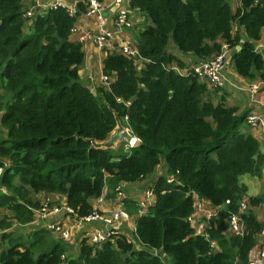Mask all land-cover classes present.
Here are the masks:
<instances>
[{
    "label": "trees",
    "instance_id": "1",
    "mask_svg": "<svg viewBox=\"0 0 264 264\" xmlns=\"http://www.w3.org/2000/svg\"><path fill=\"white\" fill-rule=\"evenodd\" d=\"M70 1L76 15L58 7L28 23L23 0H0V209L13 214L0 220V264H247L262 240L253 208L264 196L247 197L240 178H261L264 155L246 112L171 67H186L177 54L207 61L227 45L235 73L264 82V42L256 48L264 40V0H239L235 10L230 0H130L149 25L135 33L134 58L107 52L105 80L93 90L79 75L81 45L69 40L86 2ZM118 124L137 146L97 148ZM161 165L164 173L149 187L154 202L141 214L124 202L136 216L134 241L115 235L73 248L45 228L26 241L4 232L33 221L38 194L65 198L83 218L105 189L114 198L120 184L148 180ZM201 200L217 208L203 234L188 220ZM243 200L249 208L241 211ZM231 215L241 232L230 230Z\"/></svg>",
    "mask_w": 264,
    "mask_h": 264
},
{
    "label": "built area",
    "instance_id": "2",
    "mask_svg": "<svg viewBox=\"0 0 264 264\" xmlns=\"http://www.w3.org/2000/svg\"><path fill=\"white\" fill-rule=\"evenodd\" d=\"M86 2V12H83L78 17L85 18H94L98 24V35L93 39L95 45L98 48H103L108 46L111 40H116V46L110 44V48L118 51L122 55L128 58H134L136 56L135 49V40L134 39H122L120 38L127 30L132 29L133 27V10L130 9L129 2L130 0H109L108 6L113 7L117 5L118 7L113 11L112 24L115 29V32L105 29V19L103 17V12L105 9L104 3L101 0H80ZM77 1L70 0H32L30 6L24 8L23 18L26 22L30 23L33 19L44 14L49 9L55 8H64L70 15H76ZM112 9V8H111ZM77 17V18H78ZM76 18V20H77ZM76 23V22H75ZM74 28L72 29V33ZM71 33V34H72ZM85 42V38H80L77 41V44H82ZM230 50L227 45H222L220 52L214 56L212 59L207 61H196L193 63H187L186 67L179 69L176 65L172 66L171 69L176 71L179 74H188L191 73L201 80L205 81L209 88L220 89L226 84L224 77V70L230 64ZM103 80L104 77H103ZM245 94H254L257 90V85H251L248 87H238ZM246 123L251 129H256L257 127H262V119L257 114H250L246 117ZM138 141L136 138H133L129 144L124 145L125 150L134 146H137ZM4 168L0 167V180L3 174ZM115 191L117 195L121 193V185H119ZM153 198V201L150 199ZM154 202V197L150 189L146 193V201L142 202L139 206V214ZM264 206V201H263ZM249 208L246 200H243L240 203V210L244 211ZM39 218H57L61 215L69 216L72 219L76 220L78 223H91L96 220L103 221V229L100 227H92L90 232L80 238L75 236V231L73 227H67L61 223H57L55 220L47 222L45 224V229L51 232L54 236L63 239L65 241L71 242L73 239L77 243H80L82 240H86L88 245H100L107 242L111 237L116 235L114 227L117 226V223L120 220H128L129 215L121 208L115 210L109 216H101L93 209L92 213L83 218H77L73 211L67 207L66 202L61 206H50V202L45 200L40 204V208L35 211ZM217 217V208H212L210 204L204 200L195 201L194 203V213L189 217V222L193 226L195 232L203 234L206 228L209 227L210 222H212ZM228 225L231 231L241 232L242 226L236 215H231L228 218ZM262 240L260 241L259 246L252 251L251 259L247 264H264V223L263 229L261 231ZM79 239V240H78ZM263 242V243H262Z\"/></svg>",
    "mask_w": 264,
    "mask_h": 264
},
{
    "label": "crops",
    "instance_id": "3",
    "mask_svg": "<svg viewBox=\"0 0 264 264\" xmlns=\"http://www.w3.org/2000/svg\"><path fill=\"white\" fill-rule=\"evenodd\" d=\"M101 1L104 3L105 6L103 12V17L105 19L104 27L106 30L115 32V29L112 24V19L114 15H113V11L111 10L112 7L108 6L109 0H101ZM231 1H233V3L236 2L235 5L233 4L234 7H237L240 2L239 0H231ZM23 2L25 7H27L31 5L32 0H23ZM132 17H133L132 29L127 30L126 33H124L120 38L122 39L130 38L132 40L134 39L135 33L141 28H143V26L147 25L145 18H143L142 16H139L133 12ZM145 22L146 24H144ZM73 28L74 31L69 37V40L71 42L77 43V41L80 38H85V42L80 44L85 57H84V63L79 71V75L82 81L88 84L89 88L93 90L95 85L102 84L103 82L102 60L106 56L107 52L113 50V48H110V44H113L114 47L116 46V40H111L108 46H104L103 48H98L93 41V39L98 35V24L96 23L95 19L92 17L91 18L78 17ZM234 31H236L235 28ZM263 42L264 40L259 41L258 46L262 48ZM168 49L170 52H175L172 43L168 46ZM230 54L232 55L231 52ZM177 57L181 59L183 63H193L194 61H196L192 59L193 57L189 58V56H183L180 54H177ZM224 77L226 80V84L224 85V87L220 88L219 93L224 96L226 105L229 107L237 108L239 113L246 112L247 115L255 113L261 117L263 122L262 127H257L256 129L250 128V130L252 136L259 143L260 154L264 155V89L261 90L259 89V91L256 90L253 95L245 94L238 89V87L242 88L251 85H257L259 84L260 81L256 80L250 84V82L241 78L235 73L232 64H229L225 68ZM156 177L157 175L153 176L148 180L141 181L139 183H122L120 184L121 193L111 199L107 198L108 191L105 189L102 196L97 200L93 201L92 203L93 209L98 214H101V216H109L119 208L123 209L126 212L124 205V202L126 201L135 204L139 208L140 204L146 201V193ZM240 183L246 188V190H248L249 194L247 195L246 193V196L248 197H256L260 195L264 196V167L261 178L244 175L240 178ZM36 197L37 200L40 202V204L45 200H48L50 202V206H57V205L61 206L65 204V198L59 195L45 196L43 194H38L36 195ZM150 201H153V198H151ZM2 210L9 212L6 209H2ZM253 210L256 214V218L259 220V222L263 224L264 223L263 201L262 203H260V205L254 207ZM126 213L129 215V219L120 220L117 223V226L114 227V230L118 237H123L127 241L131 242L134 241L136 216L130 215L128 212ZM12 216L13 214L11 213L10 217ZM53 220L67 227H73L76 233L75 236L79 237V239L86 236L90 232V229L94 226L100 227L101 229H103L104 227L102 220H96L91 223L81 224L69 216L61 215L57 218H51V217L39 218L38 214L34 212L33 221L30 224L22 226V229H24V232L25 233L27 232L29 235V233L36 228H45V224ZM263 242H264V238H263ZM69 243L73 246V248L76 247L77 242L75 241V239H73ZM212 245L216 247V244L214 242L212 243Z\"/></svg>",
    "mask_w": 264,
    "mask_h": 264
},
{
    "label": "water",
    "instance_id": "4",
    "mask_svg": "<svg viewBox=\"0 0 264 264\" xmlns=\"http://www.w3.org/2000/svg\"><path fill=\"white\" fill-rule=\"evenodd\" d=\"M118 6L114 5L112 7V11H114ZM241 48L240 46L236 47V51H239ZM230 62L232 60V57H230ZM133 139V136L130 134V132L126 129H124L123 127H115L114 131L110 134L108 140L106 142H102L101 144H95L97 148L100 149H114V145H116L117 143H126L129 144ZM137 250H141V251H146L149 254L155 255L156 254V250L146 247V246H141V245H136Z\"/></svg>",
    "mask_w": 264,
    "mask_h": 264
},
{
    "label": "rangeland",
    "instance_id": "5",
    "mask_svg": "<svg viewBox=\"0 0 264 264\" xmlns=\"http://www.w3.org/2000/svg\"><path fill=\"white\" fill-rule=\"evenodd\" d=\"M236 3V2H235ZM235 3H233V1H231L230 0V6H231V8H232V10L234 9V8H236V7H234L233 6V4L235 5ZM237 6V5H236ZM235 10V9H234ZM147 22V25L149 24L148 23V21H146ZM146 22L144 23V24H146ZM144 27V26H143ZM171 44V42L169 43V45ZM258 50H260L261 49V47H259V46H257L256 47ZM171 50V49H170ZM257 81H260V80H257ZM212 89V88H211ZM259 89L261 90V89H264V82H259V84H257V91H259ZM220 91V90H219ZM219 96V95H218ZM117 126H121V127H123L121 124H118ZM116 126V127H117ZM124 128V127H123ZM125 129V128H124ZM134 138V137H133ZM102 142H100V143H97V144H101ZM118 144L119 143H117L116 145H114V149H116L117 148V146H118ZM163 168H164V166L163 165H161L159 168H158V170H157V172H156V175L158 176V175H160V174H162L163 173ZM246 193H247V195L249 194L248 193V190H246ZM251 193V192H250ZM252 194V193H251ZM248 197V196H247ZM10 216H11V213L10 212H7V211H5V210H2V209H0V220H2L3 218H10ZM5 233H9V232H12V233H14V234H16V235H19L20 237H22L25 241L27 240V237H28V233L26 234L25 232H24V229H22V226H18V225H16V224H13L12 226H11V228H9V229H7V230H5L4 231ZM1 233H2V231H0V235H1Z\"/></svg>",
    "mask_w": 264,
    "mask_h": 264
}]
</instances>
